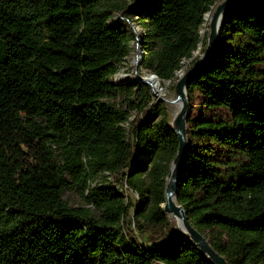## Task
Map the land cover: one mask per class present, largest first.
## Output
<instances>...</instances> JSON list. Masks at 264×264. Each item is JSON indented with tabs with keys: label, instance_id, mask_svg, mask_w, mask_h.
<instances>
[{
	"label": "trees",
	"instance_id": "obj_1",
	"mask_svg": "<svg viewBox=\"0 0 264 264\" xmlns=\"http://www.w3.org/2000/svg\"><path fill=\"white\" fill-rule=\"evenodd\" d=\"M220 1L0 0V264H215L180 230L137 236L171 228L179 140L150 83L113 78L139 43L140 68L172 81ZM187 98L177 202L227 264H264V0L227 12Z\"/></svg>",
	"mask_w": 264,
	"mask_h": 264
},
{
	"label": "water",
	"instance_id": "obj_2",
	"mask_svg": "<svg viewBox=\"0 0 264 264\" xmlns=\"http://www.w3.org/2000/svg\"><path fill=\"white\" fill-rule=\"evenodd\" d=\"M244 0H226L220 5L216 7V12L214 13L213 19L210 23L209 29V49L207 53L198 60L195 65L185 74L176 85V93L178 95V101L181 102V111L176 116L175 122L170 127L175 131L178 140H179V150L175 161L172 163L170 167V175L167 179V187H166V203L162 205L165 210V213L169 215L181 216V225L179 230L188 235L191 240L196 243L201 250V252L207 256L213 263L215 264H227V261L224 257H222L219 253H217L210 245L209 241L203 236L200 232H198L192 225L187 216V212L184 207L180 206L177 202V188L181 176L183 175V167L185 163V158L187 156L188 151V140H187V121L189 116V101L187 98V87L191 81V79L197 75L213 58L217 51L219 36L222 26L217 31L216 20L219 13L224 12L226 16L227 12L233 8L235 5L239 4ZM213 7V8H214ZM212 8V9H213ZM201 33V32H200ZM138 55L136 57L137 64L145 57V51L142 47L137 44ZM137 69V68H136ZM154 78H158L156 74H152ZM142 82L150 83L147 78L142 79L139 78ZM152 85V83H150ZM153 87V86H152ZM155 95L157 93L154 91Z\"/></svg>",
	"mask_w": 264,
	"mask_h": 264
},
{
	"label": "rangeland",
	"instance_id": "obj_3",
	"mask_svg": "<svg viewBox=\"0 0 264 264\" xmlns=\"http://www.w3.org/2000/svg\"><path fill=\"white\" fill-rule=\"evenodd\" d=\"M224 1H226V0H221L216 5V7L218 5H220L221 3H223ZM134 26H135L137 33L141 36L144 33L141 25L136 23V24H134ZM209 29H210V27L208 28V33L205 37L200 33L201 37H202V41H203L199 45V49H201L200 54L195 55V52H194L192 59L184 60L182 62V69H185V74H187L188 71L195 65L196 61L200 60L207 53V51L209 49V42H208ZM200 32H201V30H200ZM205 39H206V42L204 43ZM132 46H133V43H132ZM137 55H138V51L135 48L132 50V53L127 60V66H125L123 69H121L120 72L114 76L113 79L115 81H118V82L119 81H134L138 78L145 79V78H147L148 75L153 74L150 71H147L145 69L140 68V64L139 63L137 64V59H136ZM139 61H140V59H139ZM136 65H137V69H136ZM177 73H176L175 78L172 81H166V82L160 81L162 83L161 90H159L158 92L154 90L157 93V95L154 96V104L164 105L166 107L167 113H168V121H169L170 125L174 124L176 116H177V115H175V109L173 107V104L175 103V101H178L177 100L178 95L176 93V85L179 82V80L181 79V78L177 77ZM172 114H173V116H172ZM146 117H147V112H145L144 114L134 115L132 117V120L134 122H133L132 126L128 127V133H129V139L133 145H135L134 128L137 125H139V123L143 119H145ZM125 173H126V171L121 172L116 177H113L112 180L114 181L115 185H117V187H119L120 191L123 192L126 195V197L128 198V200H130L131 203L133 204V208L130 210L129 217L126 220L127 223L130 224L133 221L135 210H136V207L138 205V197L134 192L129 190L128 187L126 186L125 181L123 180ZM64 200L67 201L71 206H82V205H84L83 200L77 194L69 192V191L65 192ZM169 220H170L171 228L164 231V232L148 231L144 234H139L138 232H136V234L139 237L140 241L144 245L152 246L158 242H161L164 238H166L169 235L174 234L177 230H179L178 225L175 222L171 221L170 216H169ZM132 228H134L133 225H132Z\"/></svg>",
	"mask_w": 264,
	"mask_h": 264
},
{
	"label": "bare ground",
	"instance_id": "obj_4",
	"mask_svg": "<svg viewBox=\"0 0 264 264\" xmlns=\"http://www.w3.org/2000/svg\"><path fill=\"white\" fill-rule=\"evenodd\" d=\"M216 12V7H214L213 9H212V11L211 12H209L208 14H206L205 15V22H204V24H203V26H202V28H201V34L205 37L206 35H207V33H208V28L210 27V23H211V21H212V19H213V16H214V13ZM224 19H225V15H224V12H221V13H219V15H218V17H217V20H216V26H217V31L219 32V30H220V28H221V26L223 25V23H224ZM200 52H201V49H199L198 48V50L195 52V55H199L200 54ZM184 74H185V69H181L180 71H178V73H177V77H179V78H182L183 76H184ZM147 79H148V81L150 82V83H152V86H153V89L155 90V91H159V90H161V88H162V83L160 82V80L159 79H157V78H154L153 76H152V74L151 75H148L147 76ZM165 90V89H164ZM178 100V99H177ZM174 101V100H173ZM181 106H182V104H181V102L180 101H175V103L173 104V107H174V109H175V115H178L179 113H180V111H181ZM174 113V112H173ZM172 116H173V114H172ZM170 216V219H171V221L172 222H175L177 225H178V227H180V225H181V216H175V215H169Z\"/></svg>",
	"mask_w": 264,
	"mask_h": 264
}]
</instances>
